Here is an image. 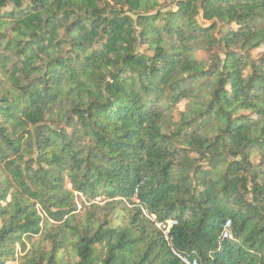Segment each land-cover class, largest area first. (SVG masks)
Returning <instances> with one entry per match:
<instances>
[{"label":"trees","instance_id":"trees-1","mask_svg":"<svg viewBox=\"0 0 264 264\" xmlns=\"http://www.w3.org/2000/svg\"><path fill=\"white\" fill-rule=\"evenodd\" d=\"M160 1L0 0V264H264V0Z\"/></svg>","mask_w":264,"mask_h":264},{"label":"built area","instance_id":"built-area-1","mask_svg":"<svg viewBox=\"0 0 264 264\" xmlns=\"http://www.w3.org/2000/svg\"><path fill=\"white\" fill-rule=\"evenodd\" d=\"M137 190H135L136 195ZM133 203L138 204L136 197L133 198ZM143 213L146 215L145 210ZM147 216V215H146ZM149 220L154 222L155 228L161 233L164 241L167 243L168 247L171 246V238L170 233L171 230L177 225V221L175 219H168L164 222H157L155 220V216H147ZM221 240L222 241H232V232H231V222L226 221L221 230ZM172 255L179 260L181 264H199V261L196 258H190L188 256L182 255L180 253L175 252L171 249Z\"/></svg>","mask_w":264,"mask_h":264},{"label":"rangeland","instance_id":"rangeland-1","mask_svg":"<svg viewBox=\"0 0 264 264\" xmlns=\"http://www.w3.org/2000/svg\"><path fill=\"white\" fill-rule=\"evenodd\" d=\"M175 4H176V0H161V1L159 2V5H160V7H159V11H160L161 13H166V12L175 11V9H176ZM10 9H11V8H8L7 10H10ZM198 23H199V25H201V26H208V24H207L206 22H204L201 18H198ZM196 56H197V58H198L199 60H203V61H205V60L207 59V55H206L205 53H203V52H199V53H197ZM258 56H259V51L256 50V51H254V52L252 53V57H253L254 59H257ZM179 109H182V107L180 106ZM174 116H175V117H174V120H177V113H175ZM252 161H253L254 165H256V166H258V164H260V160H259V157H258V156H254V157L252 158ZM68 188H69V187H68ZM75 197H76V203H77V204H80L81 201H84L83 197H81L79 194H75ZM97 201H98V203H99L100 206L103 205V202H102V201H103V198H99V199H97ZM86 207L88 208V207H89V204H87ZM79 209H80V207H79ZM120 209H122V206H118V205H116L114 210L117 212V211H119ZM85 212H86L85 209H84V210H81V215H84ZM105 213H106V212H103V213H101V214L104 215ZM103 215H102V216H103ZM20 256H21V254H20V249L17 247V255H16V258H19ZM10 264H17V262L15 261V262L10 263Z\"/></svg>","mask_w":264,"mask_h":264}]
</instances>
